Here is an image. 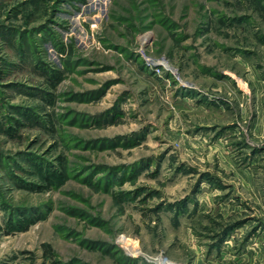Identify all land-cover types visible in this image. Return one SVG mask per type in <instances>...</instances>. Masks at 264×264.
Masks as SVG:
<instances>
[{
    "label": "rangeland",
    "instance_id": "374dc122",
    "mask_svg": "<svg viewBox=\"0 0 264 264\" xmlns=\"http://www.w3.org/2000/svg\"><path fill=\"white\" fill-rule=\"evenodd\" d=\"M263 92L264 0H0V264H264Z\"/></svg>",
    "mask_w": 264,
    "mask_h": 264
},
{
    "label": "crops",
    "instance_id": "0c3cea01",
    "mask_svg": "<svg viewBox=\"0 0 264 264\" xmlns=\"http://www.w3.org/2000/svg\"><path fill=\"white\" fill-rule=\"evenodd\" d=\"M253 108L256 109V112L250 118L247 128L250 137L249 139L247 137L244 138L243 146L244 149H248L247 152H244L247 159L242 164L240 156L236 157L234 154L233 159H230V164L236 172L243 175L245 187L250 189L251 196L253 195L256 200L259 199V205L264 209V98L262 102L255 103ZM228 131L236 135L237 127H233V129ZM201 136L202 134L197 133L196 141L199 146L204 143L200 141ZM203 139V141H206V137H203ZM218 144L222 148L225 145L223 139ZM228 155L226 156L227 158H229Z\"/></svg>",
    "mask_w": 264,
    "mask_h": 264
},
{
    "label": "trees",
    "instance_id": "16d2710c",
    "mask_svg": "<svg viewBox=\"0 0 264 264\" xmlns=\"http://www.w3.org/2000/svg\"><path fill=\"white\" fill-rule=\"evenodd\" d=\"M47 180H49V181H51V178H50V176H48V177H45ZM48 181V182H49ZM47 248L45 249L46 251V254H48V253H53V251L51 250V248L49 247V246H46ZM51 264H64V263H61L60 261H58V260H56V259H54V260H52V263Z\"/></svg>",
    "mask_w": 264,
    "mask_h": 264
},
{
    "label": "bare ground",
    "instance_id": "6f19581e",
    "mask_svg": "<svg viewBox=\"0 0 264 264\" xmlns=\"http://www.w3.org/2000/svg\"><path fill=\"white\" fill-rule=\"evenodd\" d=\"M147 38V37H146ZM119 241L121 242V244L127 246L128 245V241L127 239L124 237H122L121 239H119ZM164 260V259H163ZM165 264H173V263H169V262H166Z\"/></svg>",
    "mask_w": 264,
    "mask_h": 264
}]
</instances>
